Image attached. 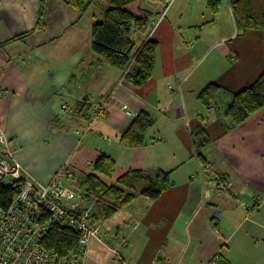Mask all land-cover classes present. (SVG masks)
Listing matches in <instances>:
<instances>
[{
    "label": "crops",
    "instance_id": "obj_1",
    "mask_svg": "<svg viewBox=\"0 0 264 264\" xmlns=\"http://www.w3.org/2000/svg\"><path fill=\"white\" fill-rule=\"evenodd\" d=\"M221 2L215 14L208 0H143L153 20L134 41H156L159 53L138 88L93 51L106 4L82 13L61 0H0V134L23 168L45 185L65 169L75 187L103 155L116 163L107 184L132 170L170 174L159 199L139 197L100 223L86 264L105 255L108 264H264V109L239 126L225 117L264 71V33L240 31L231 0ZM209 84L221 91L205 107ZM90 97H111L95 122ZM142 112L155 124L142 146H127L122 135Z\"/></svg>",
    "mask_w": 264,
    "mask_h": 264
},
{
    "label": "trees",
    "instance_id": "obj_2",
    "mask_svg": "<svg viewBox=\"0 0 264 264\" xmlns=\"http://www.w3.org/2000/svg\"><path fill=\"white\" fill-rule=\"evenodd\" d=\"M67 5L86 13L95 3L108 6L102 20L92 28L93 51L113 67L128 71L126 80L135 87H142L154 76L157 66L159 43L149 41L138 50L134 35L146 31L153 20V14L142 8L143 0H61ZM209 8L217 14L221 0H208ZM238 29L242 32L264 33V0H231ZM2 41L0 40V47ZM136 49V50H135ZM221 87L209 84L199 95L205 107L216 105ZM264 109V71L258 80L237 93L225 111V117L234 126H239ZM155 124L146 112L140 113L128 130L122 135V142L130 147L142 146L146 136ZM198 149L206 147L209 138L204 130L194 134ZM205 163L202 154H199ZM115 160L103 155L94 165L93 172L82 176L78 190L84 200L95 199V222L104 223L123 209L133 204L139 197L149 200L159 199L170 189V174L159 172L155 178L143 171L132 170L124 174L116 183L107 184L102 178H111L115 172ZM68 174V173H67ZM74 180V179H73ZM20 185L0 186V207L8 208L18 195ZM43 221L50 222V214L43 212ZM79 246V235L67 226L57 222L49 224L44 247L61 256H70Z\"/></svg>",
    "mask_w": 264,
    "mask_h": 264
},
{
    "label": "built area",
    "instance_id": "obj_3",
    "mask_svg": "<svg viewBox=\"0 0 264 264\" xmlns=\"http://www.w3.org/2000/svg\"><path fill=\"white\" fill-rule=\"evenodd\" d=\"M87 102L95 122L110 106L111 97L98 101L90 97ZM71 177L62 169L49 184L39 183L16 160L8 137L0 134V186L20 185L10 206L0 207V264H86L91 242L105 234L93 218L97 201L84 200L77 187L67 184ZM227 188L219 187L214 192L221 194ZM43 212L50 214V222L43 221ZM51 222L72 228L79 235V246L70 256L44 247Z\"/></svg>",
    "mask_w": 264,
    "mask_h": 264
},
{
    "label": "rangeland",
    "instance_id": "obj_4",
    "mask_svg": "<svg viewBox=\"0 0 264 264\" xmlns=\"http://www.w3.org/2000/svg\"><path fill=\"white\" fill-rule=\"evenodd\" d=\"M100 4H102V3H100ZM104 5V4H103ZM222 11H224V6H223V9H222ZM133 37H135V35L133 36ZM137 43V42H136ZM139 47H140V44L139 43H137V45H136V49L138 50L139 49ZM135 49V50H136ZM108 256H104V261H102V264H108Z\"/></svg>",
    "mask_w": 264,
    "mask_h": 264
}]
</instances>
